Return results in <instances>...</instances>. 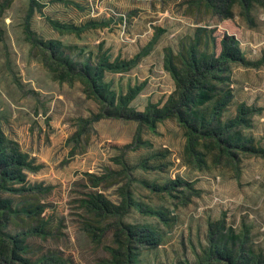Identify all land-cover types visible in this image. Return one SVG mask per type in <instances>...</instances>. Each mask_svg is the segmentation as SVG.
<instances>
[{
    "label": "rangeland",
    "instance_id": "rangeland-1",
    "mask_svg": "<svg viewBox=\"0 0 264 264\" xmlns=\"http://www.w3.org/2000/svg\"><path fill=\"white\" fill-rule=\"evenodd\" d=\"M37 1L42 13L36 9L29 22L41 41L59 40L86 51H102L111 61L132 58L152 39L156 28L164 30L132 69L105 75L118 92H126L129 84L144 83L131 103L140 111L150 101L164 100L175 87L173 76L163 66L164 47L177 51L182 39L195 35L198 27H207L214 29L219 52L222 34H234L241 54L252 64L231 65L233 100L222 121L233 118L239 104L249 107V125L243 124L242 133L253 138L249 143L264 149V0ZM28 8L29 0H0V130L33 165H41L37 171H27L26 184L51 187L44 197L46 213L60 229L47 239L28 238L32 247L23 255L33 260L61 257L66 264H104L108 253L83 230L86 211L79 199L95 190L88 186L87 175L120 169L117 157L121 153L130 165L142 160L148 165L133 171L139 179L132 187L135 198L177 214L173 226L156 223L163 230L161 241L141 251L139 264L195 262L197 253L208 246L209 222L223 218L236 232L248 231L244 247L264 252V153H252L226 139L224 151L214 147L197 160L185 150V130L175 119L158 122L155 130L143 126L142 138L149 143L136 150L124 149L137 131L133 120L103 118L77 136L79 118L98 112L99 105L85 95L80 81L60 82L45 66L39 49L25 33ZM228 11L232 18H226ZM48 18L75 25L89 21L106 25L76 35L59 32ZM175 179L188 180L197 191L186 205L179 200L185 192L182 185L160 190L139 182L160 187ZM116 187L105 190L113 201L118 200ZM125 220L153 223L155 219L133 209Z\"/></svg>",
    "mask_w": 264,
    "mask_h": 264
},
{
    "label": "trees",
    "instance_id": "trees-1",
    "mask_svg": "<svg viewBox=\"0 0 264 264\" xmlns=\"http://www.w3.org/2000/svg\"><path fill=\"white\" fill-rule=\"evenodd\" d=\"M36 9L42 11L40 3L29 0L24 25L28 40L39 49L45 66L57 80L70 84L80 81L85 95L100 108L87 118H79L81 130L76 133L77 136L84 133L83 130L91 123L103 118L133 120L138 123L137 131L134 140L124 149L136 150L149 143L142 138L143 126L155 130L158 122L175 119L185 130V150L197 160L201 159V153H207L214 147L224 151L222 144H228L227 140L252 153H264L261 146L253 141L249 143L253 138L245 136L241 130L243 124L249 125L246 117L249 107L239 104L236 115L226 122L222 121L225 109L233 100L231 65L240 62L252 64L241 54L240 42L234 34H222L219 52L214 29L208 30L207 27H198L195 35L182 39L177 51L170 46L164 47L163 66L173 76L175 87L164 100L150 101L140 111L131 103L144 88V83L129 84L126 92H118L105 75L107 72L132 69L143 56L149 54L163 29L156 28L152 39L132 58L116 57L111 61L110 56L102 51H86L76 44H65L59 40L41 41L29 22ZM226 18H232V13L226 14ZM48 19L59 32L76 35L106 25L103 21L75 25ZM226 151H229L228 148ZM123 155L121 153L117 157L120 169H106L102 174L89 173L88 186L95 190L86 192L79 199L80 206L86 211L82 218L83 230L93 242L103 244L108 253L104 264H139L141 251L157 247L161 241L163 230L157 224L173 226L177 221L173 210L155 209L135 198L132 187L139 179L133 171L135 168L146 169L148 165L146 160L130 165ZM40 167L33 165L18 144L5 137L0 130V264H16L18 261L22 264H66L61 262V257L48 259L41 256L33 260L23 255L32 247L28 238L47 239L60 229L53 226L51 217L46 213L44 197L51 187L42 183L26 184L27 171L34 172ZM139 182L160 190L177 189L176 186L182 185L185 189L184 194L179 196L182 205L188 204L197 192L188 180L175 179L160 187L145 180ZM114 185H117V201L111 200L105 193ZM15 196L18 199L14 201ZM133 209L152 216L154 222L126 221L125 217ZM247 237V230L236 232L232 226H226L224 218L210 221L208 246L197 253L195 262L180 259L174 264H264V252L244 247ZM107 240L109 242L105 244Z\"/></svg>",
    "mask_w": 264,
    "mask_h": 264
},
{
    "label": "crops",
    "instance_id": "crops-1",
    "mask_svg": "<svg viewBox=\"0 0 264 264\" xmlns=\"http://www.w3.org/2000/svg\"><path fill=\"white\" fill-rule=\"evenodd\" d=\"M173 82H174V80H173ZM174 86H175V84H174Z\"/></svg>",
    "mask_w": 264,
    "mask_h": 264
}]
</instances>
